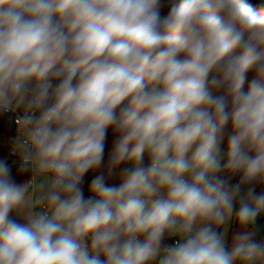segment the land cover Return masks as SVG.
<instances>
[{"label": "clouds", "instance_id": "clouds-1", "mask_svg": "<svg viewBox=\"0 0 264 264\" xmlns=\"http://www.w3.org/2000/svg\"><path fill=\"white\" fill-rule=\"evenodd\" d=\"M170 3L0 0V264H264V6Z\"/></svg>", "mask_w": 264, "mask_h": 264}, {"label": "trees", "instance_id": "trees-1", "mask_svg": "<svg viewBox=\"0 0 264 264\" xmlns=\"http://www.w3.org/2000/svg\"><path fill=\"white\" fill-rule=\"evenodd\" d=\"M172 3L179 4L180 0H171V3L167 7L162 9L163 15H166ZM250 3L253 5L254 9L257 11H259L261 7L264 6V0H250ZM250 79H251V75L249 76V80ZM246 89H247V84L245 85V90ZM15 132H16V128L14 124L7 123L4 118L0 119V160H4L8 154L9 143L5 141V137L14 135ZM117 139H118V136L114 135L110 130L108 139L106 141L105 158H104L103 165L101 166L100 169L97 170V172L89 173L86 177V182H85V194L86 195H90V193H88L87 191V186H88V182L91 181L94 175L103 173L106 178V183L108 184H118L119 183L118 174L120 170L123 167H126L127 165H120L119 168L116 169V172L113 176L109 177L107 175V168L109 164L111 147ZM147 163H148V159L145 158V164ZM9 165L12 167L13 175L15 176L17 183H23L25 180H27L30 177V173L17 174L19 165H11V164ZM241 175H242L241 173H237L234 177H232V179L230 180V184L233 187L240 183ZM256 191L257 193H260L261 191H264V187L257 185ZM233 226L237 228L235 224H233ZM255 227L257 228V231H258L256 239L258 241H264V214L258 217Z\"/></svg>", "mask_w": 264, "mask_h": 264}, {"label": "built area", "instance_id": "built-area-1", "mask_svg": "<svg viewBox=\"0 0 264 264\" xmlns=\"http://www.w3.org/2000/svg\"><path fill=\"white\" fill-rule=\"evenodd\" d=\"M19 115H22V113L21 112H17V113L9 112V113L0 114V119L4 118L7 123L14 124V126L16 128V132L14 133V135H10V136L5 137V141L7 143H9V147H8V154L4 160L7 161V163L11 164V165H19V157L12 154V151H11L12 143L16 137V134H17L16 119L18 118ZM164 242L166 244H172L175 242V240L165 238Z\"/></svg>", "mask_w": 264, "mask_h": 264}, {"label": "rangeland", "instance_id": "rangeland-1", "mask_svg": "<svg viewBox=\"0 0 264 264\" xmlns=\"http://www.w3.org/2000/svg\"><path fill=\"white\" fill-rule=\"evenodd\" d=\"M237 231V228L232 225H230V228H229V234H228V242H229V245L231 243V238L232 236L235 234V232Z\"/></svg>", "mask_w": 264, "mask_h": 264}]
</instances>
